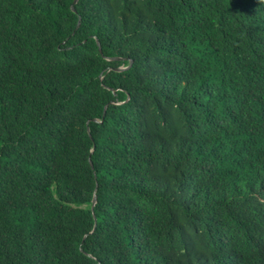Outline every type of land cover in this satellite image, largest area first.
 Instances as JSON below:
<instances>
[{
	"label": "trees",
	"instance_id": "16d2710c",
	"mask_svg": "<svg viewBox=\"0 0 264 264\" xmlns=\"http://www.w3.org/2000/svg\"><path fill=\"white\" fill-rule=\"evenodd\" d=\"M73 1L0 0V264H264V0Z\"/></svg>",
	"mask_w": 264,
	"mask_h": 264
},
{
	"label": "water",
	"instance_id": "95a60500",
	"mask_svg": "<svg viewBox=\"0 0 264 264\" xmlns=\"http://www.w3.org/2000/svg\"><path fill=\"white\" fill-rule=\"evenodd\" d=\"M77 1H78V0H74L73 3H72V5L70 6V10H71L72 12H74V13L76 12L75 9H74V5L77 3ZM78 25H79V22H78ZM100 50H101V49H100ZM132 63H133V62L131 61V62H130V66H129L128 68H130V67L132 66ZM128 68H127V69H128ZM123 70H124L123 68H121V69H117V71H123ZM95 122H98V120H95ZM91 166H93L92 163H91ZM95 203H96V196H94L93 199H92L91 209L93 208V206H94Z\"/></svg>",
	"mask_w": 264,
	"mask_h": 264
}]
</instances>
